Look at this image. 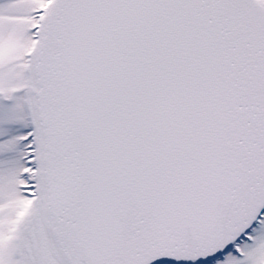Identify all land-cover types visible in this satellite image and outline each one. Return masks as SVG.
I'll return each mask as SVG.
<instances>
[{
  "label": "snow or ice",
  "instance_id": "6c2138e0",
  "mask_svg": "<svg viewBox=\"0 0 264 264\" xmlns=\"http://www.w3.org/2000/svg\"><path fill=\"white\" fill-rule=\"evenodd\" d=\"M0 264H264V0H0Z\"/></svg>",
  "mask_w": 264,
  "mask_h": 264
}]
</instances>
